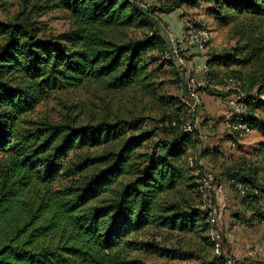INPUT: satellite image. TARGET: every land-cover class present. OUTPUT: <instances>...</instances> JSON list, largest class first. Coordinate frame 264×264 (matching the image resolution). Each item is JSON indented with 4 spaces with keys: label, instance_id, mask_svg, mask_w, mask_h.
<instances>
[{
    "label": "trees",
    "instance_id": "1",
    "mask_svg": "<svg viewBox=\"0 0 264 264\" xmlns=\"http://www.w3.org/2000/svg\"><path fill=\"white\" fill-rule=\"evenodd\" d=\"M205 1L241 43L205 62L213 81V66L242 53L237 62L248 65L264 54V0ZM196 3L145 9L137 0H0V12L16 10L0 21V264H211L212 224L201 210L197 174V162L211 153L191 158L199 133L184 131L183 104L159 96L155 81L161 65H175L165 59L154 14ZM49 13L67 21L64 33L41 32L36 20ZM224 77L243 89L238 124L264 135L250 94L254 86L264 94V72ZM50 98L59 100L60 119L32 116ZM136 98L156 116L124 113L123 104ZM158 132L165 138L141 151ZM257 152L264 164V142ZM225 175L243 184L238 191L248 206L264 195L247 161ZM160 231L178 235L177 246L162 245Z\"/></svg>",
    "mask_w": 264,
    "mask_h": 264
},
{
    "label": "rangeland",
    "instance_id": "2",
    "mask_svg": "<svg viewBox=\"0 0 264 264\" xmlns=\"http://www.w3.org/2000/svg\"><path fill=\"white\" fill-rule=\"evenodd\" d=\"M137 1L145 9L158 7L160 3L161 5H170L172 2V0ZM212 9L213 5L210 2L197 0L194 6L182 5L170 13L154 14L161 33L164 31L166 35H169L168 37L179 38L190 27L199 28V31L205 28L209 37L204 55L203 51L199 53L196 49H194L195 54H191L189 51L181 53L184 60L183 66L162 67L161 60L156 64L157 69L161 65L155 78L157 92L161 97L179 98L184 106L181 113L184 114L186 126H192L198 131L201 142L195 150L189 152L191 158L197 157L198 159V156L202 155L205 150L211 153L209 156L201 158L203 165L200 166L197 162L200 171L197 174L200 175L202 184L205 185L203 189L206 190L204 191L206 193H203L205 198L202 199V208H209L208 201L210 200H214L216 205L224 203V208L218 209V215L216 212H207L212 224L207 237L214 245L213 251L207 252L209 253L207 261L213 260L211 264H264V221L259 218V213L264 214V195L255 199L256 202L248 206L247 203L249 202H244V195L238 191L242 187L237 183H242L230 181L225 175L227 169L234 168L236 170L238 164L244 160L257 169L259 185L264 184V164L262 163V155L257 152L258 145L264 142V135L257 129L248 130L244 124H238L242 120L239 115L242 113L241 116H243L246 112V106L240 103V94L243 93V89L241 87L240 91H237L231 86L237 85L231 81L233 79L224 77L234 75L242 80H247L251 74L264 72V54L248 65H240L237 62L239 59H243L245 53H242L236 57L232 64L226 66L222 63L213 66L212 71L216 76L213 81H209L207 78L208 70L204 62L203 75H205L206 86L197 88L199 104L195 111L191 112L192 104H190L187 93V82L194 80L199 83L201 75L196 68L197 65L189 64V62L197 56L198 58L205 57L206 61H212V56L233 54L234 49H237L241 44L231 34L230 26L224 25L209 13ZM15 11V9H10L5 13L0 12V21L12 17ZM166 17L173 21L167 20ZM36 21L40 24L41 32L45 36H55L68 29L67 21L58 13L45 14L37 18ZM166 46L165 59L171 60L175 65V60L170 56L168 42H166ZM150 54L154 55L155 52ZM207 85L210 87L204 90ZM257 88L254 86L250 94L254 98V105L257 107L256 119L261 121L264 119V94L258 95ZM79 95L85 97L83 92ZM136 99H133L131 103H126V105L123 104L124 113L131 111L132 115L148 118L156 116L157 113L148 108L147 102L140 98ZM231 102H234L236 107ZM58 103L59 100L50 98L41 103L32 116L51 121L59 120L60 106ZM236 110L238 114H234ZM163 111L170 113L173 108H163ZM156 134L150 138L151 140L143 144L141 151L149 152L155 141L165 138V135L160 132ZM215 153L217 154L215 155ZM209 174L215 176L217 185H221V194L216 195L214 193ZM252 206H258L260 211L256 214L250 209ZM150 234L151 231L145 233L143 238L149 239ZM155 237H159V242L168 248L176 247L179 238L178 235L167 231H160ZM192 241L197 243L196 239H192ZM200 262L201 260L194 259L182 264H199Z\"/></svg>",
    "mask_w": 264,
    "mask_h": 264
},
{
    "label": "built area",
    "instance_id": "3",
    "mask_svg": "<svg viewBox=\"0 0 264 264\" xmlns=\"http://www.w3.org/2000/svg\"><path fill=\"white\" fill-rule=\"evenodd\" d=\"M196 35H202L199 32V28H188L186 29L183 34L181 35V37L179 38H174L173 36L168 37V47H169V51H170V56L171 58H173L175 60V66H183L184 65V60L181 57V53L183 52H191V54H195L194 53V46H198L196 43ZM206 52V48L203 47V55ZM201 55V56H203ZM200 56V55H199ZM200 75L201 78L199 80V83L193 81H188L187 82V93L189 96V100H190V104H192V111L194 112L196 107L198 106L199 102H198V97H197V88L201 87V86H206V82H205V75H203V64L200 67ZM231 85V84H230ZM233 86L237 91H240L241 86H237V85H231ZM231 104L233 106H235L236 104L234 102H231ZM236 107V106H235ZM234 114H238L237 110L235 111ZM193 130L192 126H184V131L187 133H191ZM201 163L203 165V161L201 160ZM211 176V183L212 184V188L214 189V193L217 194H221L222 192V187L221 185H217L216 181H215V176L209 174ZM222 200V199H221ZM223 209L224 208V203L215 204L214 200H210L209 201V208H203L201 210H205L207 212H216L218 215V209ZM232 264V263H231Z\"/></svg>",
    "mask_w": 264,
    "mask_h": 264
},
{
    "label": "bare ground",
    "instance_id": "4",
    "mask_svg": "<svg viewBox=\"0 0 264 264\" xmlns=\"http://www.w3.org/2000/svg\"><path fill=\"white\" fill-rule=\"evenodd\" d=\"M200 34L202 35H196V43L198 46H194V49H196L197 51L202 52L203 51V47H206L207 42L209 41V37H208V32L205 29H202L201 31H199ZM242 127V126H241ZM204 183L202 184V187H200V192L202 193V198H205V194L206 193L204 191H206L205 189H203L204 187ZM207 188V187H206ZM241 188V187H240ZM208 199V198H206ZM209 202V201H208ZM207 202V203H208ZM206 206V205H205Z\"/></svg>",
    "mask_w": 264,
    "mask_h": 264
},
{
    "label": "crops",
    "instance_id": "5",
    "mask_svg": "<svg viewBox=\"0 0 264 264\" xmlns=\"http://www.w3.org/2000/svg\"><path fill=\"white\" fill-rule=\"evenodd\" d=\"M169 15H170V14H169ZM169 15H167V17H170ZM167 17H166L167 20H169V21H170V20L173 21L172 19L167 18ZM172 25L175 27V24H174L173 22H172ZM160 30H161V29H160ZM161 32H162V31H161ZM163 33H164V31H163ZM163 33H162L163 37L166 39V42H168V39H167V38H168L169 35H168V34L166 35V33H164V34H163ZM203 60H204V61H203ZM204 62H206V58H205V57H204V58H201V57L198 58V56H197V57H193L192 60H191V62H189V64L197 65L196 68L198 69V72L201 73V71H200V67H201V65H202Z\"/></svg>",
    "mask_w": 264,
    "mask_h": 264
}]
</instances>
